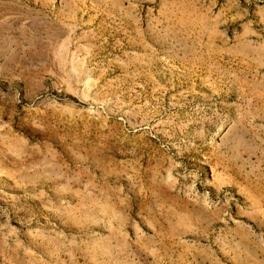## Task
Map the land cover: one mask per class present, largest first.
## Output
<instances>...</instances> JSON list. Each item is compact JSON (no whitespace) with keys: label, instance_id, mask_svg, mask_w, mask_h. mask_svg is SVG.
I'll return each mask as SVG.
<instances>
[{"label":"rangeland","instance_id":"374dc122","mask_svg":"<svg viewBox=\"0 0 264 264\" xmlns=\"http://www.w3.org/2000/svg\"><path fill=\"white\" fill-rule=\"evenodd\" d=\"M0 264H264V0H0Z\"/></svg>","mask_w":264,"mask_h":264}]
</instances>
